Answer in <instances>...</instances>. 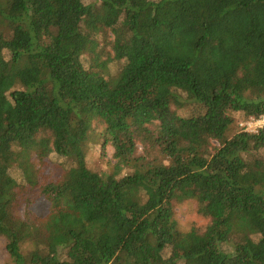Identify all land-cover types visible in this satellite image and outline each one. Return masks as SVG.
Returning <instances> with one entry per match:
<instances>
[{"label": "trees", "instance_id": "16d2710c", "mask_svg": "<svg viewBox=\"0 0 264 264\" xmlns=\"http://www.w3.org/2000/svg\"><path fill=\"white\" fill-rule=\"evenodd\" d=\"M263 114L264 0H0V264H264Z\"/></svg>", "mask_w": 264, "mask_h": 264}, {"label": "rangeland", "instance_id": "374dc122", "mask_svg": "<svg viewBox=\"0 0 264 264\" xmlns=\"http://www.w3.org/2000/svg\"><path fill=\"white\" fill-rule=\"evenodd\" d=\"M99 131H102L99 129V127L96 128ZM140 150V148H139ZM105 157L107 160L111 159L113 150L111 147L106 146L105 150ZM40 154H47L48 151L47 150H40L39 151ZM45 207H43L42 205H36L33 208V211L39 213V214H43L45 212ZM176 220L178 222V224H180L183 229L187 230L188 228H190L192 225H195L197 227H201L204 225V220H202L201 218H199L196 213H195V204L193 202H187V203H180L177 205L176 207ZM5 244V240L0 238V262H4V258H5V254L3 251V246Z\"/></svg>", "mask_w": 264, "mask_h": 264}, {"label": "built area", "instance_id": "2783aa9c", "mask_svg": "<svg viewBox=\"0 0 264 264\" xmlns=\"http://www.w3.org/2000/svg\"><path fill=\"white\" fill-rule=\"evenodd\" d=\"M239 127L249 132L255 131L256 129H264V114L256 120L241 122Z\"/></svg>", "mask_w": 264, "mask_h": 264}]
</instances>
